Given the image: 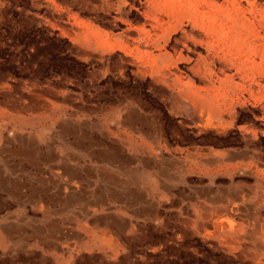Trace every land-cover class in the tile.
Returning <instances> with one entry per match:
<instances>
[{
  "label": "rangeland",
  "instance_id": "1",
  "mask_svg": "<svg viewBox=\"0 0 264 264\" xmlns=\"http://www.w3.org/2000/svg\"><path fill=\"white\" fill-rule=\"evenodd\" d=\"M254 2L0 0V264H264Z\"/></svg>",
  "mask_w": 264,
  "mask_h": 264
},
{
  "label": "bare ground",
  "instance_id": "2",
  "mask_svg": "<svg viewBox=\"0 0 264 264\" xmlns=\"http://www.w3.org/2000/svg\"><path fill=\"white\" fill-rule=\"evenodd\" d=\"M244 10L247 11L244 12L249 16L247 17L246 15H244L243 18L240 19V21L233 19V21L236 23L234 26H230L232 29L231 35L235 39V41L239 42L240 49L246 46H251L250 55H248L249 58L260 56V54L264 52V34H262L264 33V9H262L261 6H258L257 3L254 2L250 3L248 8H244ZM173 13H175V15L173 16V21L177 22L180 19L182 22L190 21L192 23L193 32L201 33L202 27L205 29V34H209L208 27L202 25V20L204 23L205 21L200 15L199 8L195 9L194 11L188 6H181L179 7V9H177V11H174ZM175 27H177V25L170 26L169 29H173ZM206 50L210 62L208 61V59H205L204 64L207 67H211L212 63H214L218 59L217 49L213 42L208 41L206 42ZM261 60L264 62L263 55H261ZM199 65L202 66V63L199 62ZM208 116V119H211V114H208Z\"/></svg>",
  "mask_w": 264,
  "mask_h": 264
},
{
  "label": "crops",
  "instance_id": "3",
  "mask_svg": "<svg viewBox=\"0 0 264 264\" xmlns=\"http://www.w3.org/2000/svg\"><path fill=\"white\" fill-rule=\"evenodd\" d=\"M5 87L7 88V86H5ZM1 144H2V145H4V144H5V142H4V141H1V142H0V145H1Z\"/></svg>",
  "mask_w": 264,
  "mask_h": 264
}]
</instances>
